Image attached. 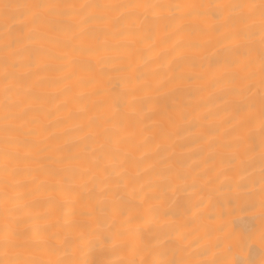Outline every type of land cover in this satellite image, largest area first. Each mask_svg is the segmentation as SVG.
<instances>
[{"label":"snow or ice","instance_id":"1","mask_svg":"<svg viewBox=\"0 0 264 264\" xmlns=\"http://www.w3.org/2000/svg\"><path fill=\"white\" fill-rule=\"evenodd\" d=\"M0 21L6 35L15 33L4 45L2 73L0 264H246L234 251L243 241L230 230L218 228L222 238L202 248L188 241L183 224L177 222L196 219L197 213L212 207L215 191L225 186L236 201L232 211L255 218L247 240L258 243L264 253V0H0ZM99 31L104 40L98 39ZM157 33L171 40L172 58L165 73L152 81L139 65L122 58L132 38L150 41ZM198 37H212L214 43ZM41 41L63 65L66 78L81 74L94 97L95 115L78 126L80 134L71 147L50 135L41 138L31 127L35 120L28 115V104L13 92L21 65L15 59L8 63V50L31 68L33 56L45 49L28 45ZM185 49L199 51V66L206 60L215 84L222 86L218 90L229 98L233 120L230 134L238 149L250 153V160L257 154L258 134V201L256 181L247 172L236 183L228 172L209 174L195 191H189L184 176L156 174L155 181H145L140 172H129L122 149L125 130L166 111L185 115L179 98L185 79H192L186 69L197 67ZM41 155L49 162L46 168L39 162ZM80 160L86 166L73 163ZM27 161L50 178L45 188L49 200L61 194L71 206L63 224L38 228L17 215V177ZM168 199L171 206H166ZM117 217L123 218L121 226L113 230ZM106 254L115 258H94Z\"/></svg>","mask_w":264,"mask_h":264},{"label":"bare ground","instance_id":"2","mask_svg":"<svg viewBox=\"0 0 264 264\" xmlns=\"http://www.w3.org/2000/svg\"><path fill=\"white\" fill-rule=\"evenodd\" d=\"M14 35L15 33L6 35L5 26L0 21V105L5 99L3 88L6 82L2 75L6 61L4 45ZM97 36L99 40L106 38L103 31H99ZM107 38L110 42L115 39ZM197 39H207L210 44L214 43L212 37ZM28 46L33 49H45L41 54L33 56L30 61L31 68L28 67L29 62L12 56L11 50H8V63L15 59L21 65L16 69L17 80L13 82V92H18L28 104V115L35 120L31 127L40 132L41 138L50 135L53 140L66 141L71 147L80 134L78 126H83L95 115L94 97L91 96L89 88L81 82V74L74 73L70 78H66L63 65L53 60L47 53L49 46L46 41ZM207 51L211 52L212 47L209 46ZM184 52L197 63L195 69L191 67L186 69L192 79H185L183 92L179 98L181 101L179 106L184 108L185 115L181 118L176 112L166 111L154 121H144L137 128L125 130L123 134L127 139L122 149L127 154L129 172L131 174L140 172L145 181H155L156 174L184 176L188 178V185L191 186L189 191L201 188L202 180L209 174L215 175L225 171L233 177V183H236L247 172L251 173L256 181L254 188L258 201L261 169L258 134L257 154L254 160H250V153L238 149L230 134L233 120L228 109L229 98L224 94V90H218L222 86L215 84L212 73L208 70L207 61L205 60L203 67H200L199 51L185 49ZM171 58V40L163 33H157L150 41L140 42L132 38L131 47L122 60L133 66L139 65V71L154 81L165 73V65ZM201 73H204L203 78L200 76ZM258 78L257 73V80ZM256 87L259 89V83ZM72 150L76 151L75 148ZM39 162L45 168L49 166L43 155ZM73 163L79 167L86 166L84 160ZM21 168L22 174L17 177L19 181L17 189L19 196L15 201L18 205L17 215L22 221H31L38 228L63 224L66 214L71 211V206L64 203L65 197L56 194L49 200L45 188L51 183L50 178L43 168H37L35 162H22ZM34 169L36 170L33 171ZM29 173L36 177L35 182L31 180ZM222 179L221 176L220 180ZM220 180L217 181L218 184ZM172 203V199H168L166 206H171ZM235 204L233 194L226 186L218 188L214 193L212 207L197 213V218L191 222L187 219H180L177 222L183 224L188 241L202 248H210L211 240L222 238L221 232L217 231L218 228L230 230L234 237H239L243 241L241 246L234 249L237 258L246 264L247 262L260 264L264 256L260 245L247 240V234L255 227V218L247 215L245 211H232ZM209 216L214 219H207ZM122 219L117 217L113 230L121 226ZM94 258L115 257L106 254ZM177 258H180L179 255Z\"/></svg>","mask_w":264,"mask_h":264}]
</instances>
